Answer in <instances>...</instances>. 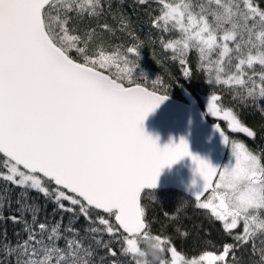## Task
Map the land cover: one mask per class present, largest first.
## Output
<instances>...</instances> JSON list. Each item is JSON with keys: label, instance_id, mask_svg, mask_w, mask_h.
<instances>
[{"label": "snow or ice", "instance_id": "1", "mask_svg": "<svg viewBox=\"0 0 264 264\" xmlns=\"http://www.w3.org/2000/svg\"><path fill=\"white\" fill-rule=\"evenodd\" d=\"M146 2L138 0L141 5ZM159 3L163 11L152 26L158 28L163 22L166 29L171 23L184 35L182 47L169 42L165 48L183 56L189 41L195 42L208 63L212 61L206 50L220 49L217 84L244 86L245 67L264 68V9L254 0H207V5H198V12L190 3ZM100 7V0H0V181L25 192L19 197L25 200L24 210L31 207L27 191H36L51 198L73 220L85 219L89 224L85 233L91 234L87 238L107 250L101 264L109 256L110 264H122L117 257L136 258L135 264H140L138 254L148 239L156 242L162 254L159 264H169L165 252L170 254V264H228L238 247L257 231L264 233V219L259 215L264 210V155L233 142L234 164L225 168L191 157L203 182L194 194L196 206L210 212L234 243H225L219 253L204 251L186 259L168 236L153 233L141 194L156 188L163 168L190 153L183 139L161 149L144 132V120L168 95L132 80L137 62L131 57L138 59V47L128 46L123 57L89 51L91 32L84 39L76 21L99 15ZM99 27L109 30L107 23ZM233 51L235 71L222 80L223 61L231 59ZM121 59L127 66L122 75L113 78L100 71ZM180 63L184 65L185 60ZM259 79L258 99L251 90L248 96L264 111L260 103L264 71ZM220 99L216 94L210 97L207 113L227 121L231 132L255 138L256 132L233 110L221 109ZM215 130L228 146L219 125ZM209 191L208 199L202 200ZM9 218L23 223L25 238L12 244L5 234L0 264H91L92 246L84 247L83 240L76 238L78 230L71 226L65 229L71 237L61 248L58 225L49 231L35 220ZM238 228L242 230L235 232ZM105 233L116 247L103 239ZM261 256L264 259V249Z\"/></svg>", "mask_w": 264, "mask_h": 264}, {"label": "trees", "instance_id": "2", "mask_svg": "<svg viewBox=\"0 0 264 264\" xmlns=\"http://www.w3.org/2000/svg\"><path fill=\"white\" fill-rule=\"evenodd\" d=\"M168 2L190 3L197 12L198 5H207V0H168ZM254 2L264 9V0H254ZM100 5L101 7L97 9L99 15H85L76 21L84 39H89L86 34L91 32L90 52L119 53L123 57L127 55L128 46L138 47V59L131 57L137 62V66L132 71V80L158 94H167L168 97L175 99L180 98L182 88L192 93L198 100L202 96L219 95L221 99L217 103L221 109L233 110L245 126L256 132L255 138L230 132L227 121L215 118V123H218L229 135L228 153L231 152L233 142H242L258 156L264 155V111H261L256 101L248 96L251 90L258 99L261 83L259 76L264 68L259 65H254L253 69L245 67L247 75L244 86L217 84L215 82L216 68L220 65L216 61L219 60V48H214L210 53L206 50L205 55L212 61L208 63L201 57L195 42L189 41L190 47L183 56L177 51L164 47V44L169 42L178 48L182 47L184 35L171 23L166 29L163 22H160L158 28L152 26V21L163 11L159 0H147L143 5L139 4L138 0H100ZM53 15L55 16V12ZM208 19L212 21L211 16ZM104 23L109 25V30L105 31L99 27ZM177 41L180 42L178 45ZM101 45H104L106 49L103 50ZM230 47H233L231 42ZM231 57V59L226 57L223 61L224 71L220 73L222 80L235 71L234 65L237 61L234 51ZM181 59L185 60L184 65H181ZM126 67L121 59L117 64L101 68L100 71L116 78L123 74ZM185 70L189 73L187 76L184 74ZM125 83H127L126 80ZM260 103L264 106V101ZM210 195L211 192L205 196L204 200ZM23 196L25 192L20 188H14L11 184L0 181V244L4 242L5 234L12 244H15L18 239L25 238L23 223H13L9 218L14 215L29 222L35 220L36 225L44 223L49 231L53 225H58L60 235L63 237L58 240L61 248L65 247L66 239L71 237V233L65 230L71 226L78 230L76 238L83 240L84 247L92 246L94 255L89 258L91 264H101V258L105 256L107 250L97 247L87 238L91 234L85 233V228L89 227L85 219L73 220L69 214L61 212L51 198H46L36 191H27L26 202L31 207L24 210L25 200L19 199ZM141 203L146 210V218L151 224L150 230L153 233L168 236L186 259L197 257L204 251L219 253L225 243H234L232 236L224 232L222 224L212 218L210 212L199 209L194 200L179 192L145 191L141 195ZM259 215L264 219V210H261ZM113 218L109 219L115 224ZM93 226L99 227V225ZM241 230L238 228L235 232ZM103 239L116 247L113 239L106 233ZM262 249H264V233L257 231L256 236L247 244L235 250L234 256L230 254L228 264H264L261 256ZM163 256L170 263V254L165 252ZM111 259L110 256L104 259L103 264H110ZM116 259L122 261V264H135L136 258L117 257Z\"/></svg>", "mask_w": 264, "mask_h": 264}, {"label": "water", "instance_id": "3", "mask_svg": "<svg viewBox=\"0 0 264 264\" xmlns=\"http://www.w3.org/2000/svg\"><path fill=\"white\" fill-rule=\"evenodd\" d=\"M209 99V96H203L198 100L192 93L182 88L180 99L168 97L144 120V132L156 141L158 148L163 149L166 145L175 146L183 139L190 153L171 167L163 168L156 188L145 191L173 190L195 201L194 194L199 191L203 182L191 157H199L210 166L221 169L228 146L215 130V126L219 124L208 120L216 118L207 113ZM220 128L224 132L221 126ZM225 135L229 143V136L226 133ZM207 193H204L202 199Z\"/></svg>", "mask_w": 264, "mask_h": 264}, {"label": "clouds", "instance_id": "4", "mask_svg": "<svg viewBox=\"0 0 264 264\" xmlns=\"http://www.w3.org/2000/svg\"><path fill=\"white\" fill-rule=\"evenodd\" d=\"M144 247L139 255L140 264H159L161 252L152 239L143 241Z\"/></svg>", "mask_w": 264, "mask_h": 264}, {"label": "rangeland", "instance_id": "5", "mask_svg": "<svg viewBox=\"0 0 264 264\" xmlns=\"http://www.w3.org/2000/svg\"><path fill=\"white\" fill-rule=\"evenodd\" d=\"M101 47L103 48V50L106 49V48L104 47V45H101ZM231 164H234V158L232 157L231 152H230V153L227 154V156H226V158H225L224 165L222 166V168H225L226 166H229V165H231ZM222 168H221V169H222ZM217 179H218V178H217ZM170 260H171V259H170ZM169 264H170V263H169Z\"/></svg>", "mask_w": 264, "mask_h": 264}]
</instances>
